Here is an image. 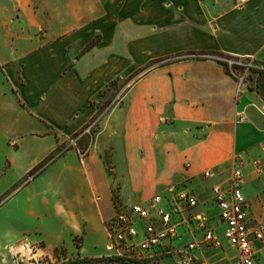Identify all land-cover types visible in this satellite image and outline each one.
<instances>
[{"label": "crops", "instance_id": "0c3cea01", "mask_svg": "<svg viewBox=\"0 0 264 264\" xmlns=\"http://www.w3.org/2000/svg\"><path fill=\"white\" fill-rule=\"evenodd\" d=\"M201 51L264 62V0H0V69L21 74L19 81L0 76L1 108L10 94L31 129L24 135L53 139L25 173L66 149L23 189L58 168L53 186L68 196L58 208L71 210L81 253L87 243L103 245L121 206L176 183L212 214V187L230 185L233 159L264 162L263 100L217 57L165 62L124 84L154 60ZM115 79L116 94L100 106L94 100ZM241 111L249 117L244 123L237 121ZM92 133L81 158L77 147ZM245 173L252 221H264V170L257 174L250 164ZM37 187L40 198L24 206L27 221L0 228V243L8 234L29 245L46 241L44 227L31 222L45 204Z\"/></svg>", "mask_w": 264, "mask_h": 264}, {"label": "built area", "instance_id": "2783aa9c", "mask_svg": "<svg viewBox=\"0 0 264 264\" xmlns=\"http://www.w3.org/2000/svg\"><path fill=\"white\" fill-rule=\"evenodd\" d=\"M249 1L237 0V3L243 6ZM226 61L230 66L237 64L243 67L240 73L233 72L243 83L247 71L253 68L264 73V62ZM258 110L264 117V103ZM248 118L247 112L241 111L237 121L244 123ZM95 123L84 133H90ZM72 142L76 145V139ZM77 150L81 158L86 156L87 151L78 147ZM250 164L257 174L263 172L262 158L246 160L237 155L233 159L230 185L212 187L216 216L209 210L200 209L196 194L176 183L168 185L165 191L155 193L145 202L119 207L107 223L111 255L133 264L163 256L171 258L173 264H209L199 252L226 244L237 253L232 264H264V257L260 256L264 248V221H252L249 200L244 193L245 169ZM203 174L206 178L214 176L211 170ZM34 177L29 175V180ZM23 249L40 248L25 243Z\"/></svg>", "mask_w": 264, "mask_h": 264}, {"label": "rangeland", "instance_id": "374dc122", "mask_svg": "<svg viewBox=\"0 0 264 264\" xmlns=\"http://www.w3.org/2000/svg\"><path fill=\"white\" fill-rule=\"evenodd\" d=\"M201 56L203 55H192L191 57ZM176 58L182 57L172 55L154 60L137 71L134 76L127 77L124 84L128 85L134 78L150 67L173 61ZM240 58L243 61L253 60V63H257L253 57L249 59L246 57ZM235 71L237 73L241 72L239 70ZM0 76L4 81L12 79L19 81L21 74L20 70L9 72L1 68ZM244 83L247 84L250 91L260 96L264 103V73H259L253 68L247 71ZM117 87H119V81L115 79L111 86L103 90L94 101H99L98 104L104 106V101H110L112 96L116 94V92L111 91ZM9 95H7L5 102H2L4 108H1L0 101V228H4L6 224L14 228L21 227L22 222L27 221L24 213L25 203L27 199L34 201L33 199L38 200L40 198L35 193L37 186L40 184V188L44 190L41 197H45V204L42 202L44 205L39 208L40 213L38 215L40 218L35 215L31 222L33 224L39 223L40 226L44 227L45 233L42 236L45 237L46 241L42 240L38 244L39 250L26 251L23 249L24 243L17 242L20 235H5L4 240L0 243V264H133L111 255V251L107 246L108 238L106 234L101 240L104 242L102 246L95 247L93 244L87 243L81 253L80 248L83 240L79 236H74V233L72 234L75 220H71V210L64 206H62L63 209L58 208L59 202L68 198L64 194L59 197L58 193H56V188L53 186L55 178L52 176V171H57L58 168H54L40 177L37 182L38 185L32 184L28 188L23 189L32 182V180H29V175H37V172L25 173L26 169L53 145V139H37L24 135L31 129H27L28 124L25 115H20V109ZM1 99L2 93L0 92ZM94 134L85 135L81 141V149L89 145ZM249 159L253 160L254 157ZM51 160L52 158L47 157L44 160L45 165L47 164L46 166H48ZM263 185L264 180L261 179L259 187ZM251 189L253 190V187ZM211 212L216 216V210L213 207ZM222 247L202 250L204 251L203 256H205L209 264L233 263L235 251L226 244H223ZM141 264H173V260L168 256H163Z\"/></svg>", "mask_w": 264, "mask_h": 264}, {"label": "trees", "instance_id": "16d2710c", "mask_svg": "<svg viewBox=\"0 0 264 264\" xmlns=\"http://www.w3.org/2000/svg\"><path fill=\"white\" fill-rule=\"evenodd\" d=\"M95 42H96V39L92 40L89 46H91ZM192 55H203V56H205V55H211V56H215V57H217L220 60L221 63H223V65L225 66V69L229 73L235 72V69H238V70L243 69V67H241L240 65H237V64H233L232 66H230L229 63L226 61V60L243 61V60H241V58L239 56L230 55V54H226V53H223V52H218V51H201V52H188V53H180V54H177V56L182 57V58L191 57ZM246 58L249 59V57H246ZM176 59L178 60V59H181V58H176ZM255 61L256 62H259V63H262V61H258L256 59H255ZM80 133L81 132L77 133L75 136H78ZM63 148L64 147L61 146L56 151L50 153L47 156L48 158H52V160L50 161V163L53 162L58 156H60L61 154L64 153V151L66 149H63ZM46 165H45V163L43 161V162L37 164L35 167H33L29 172H37V175H38L41 172H43V170L47 167Z\"/></svg>", "mask_w": 264, "mask_h": 264}]
</instances>
